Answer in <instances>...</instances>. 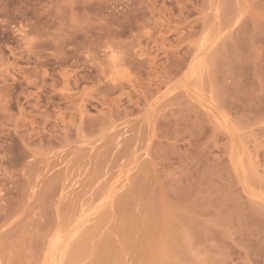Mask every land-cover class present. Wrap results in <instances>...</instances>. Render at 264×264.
<instances>
[{"label": "rangeland", "instance_id": "rangeland-1", "mask_svg": "<svg viewBox=\"0 0 264 264\" xmlns=\"http://www.w3.org/2000/svg\"><path fill=\"white\" fill-rule=\"evenodd\" d=\"M264 264V0H0V264Z\"/></svg>", "mask_w": 264, "mask_h": 264}, {"label": "crops", "instance_id": "crops-1", "mask_svg": "<svg viewBox=\"0 0 264 264\" xmlns=\"http://www.w3.org/2000/svg\"><path fill=\"white\" fill-rule=\"evenodd\" d=\"M130 264H142V263H140L136 258H133ZM143 264H147V263H143Z\"/></svg>", "mask_w": 264, "mask_h": 264}]
</instances>
